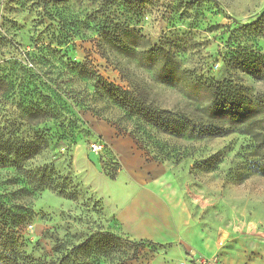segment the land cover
I'll use <instances>...</instances> for the list:
<instances>
[{"label": "rangeland", "instance_id": "obj_1", "mask_svg": "<svg viewBox=\"0 0 264 264\" xmlns=\"http://www.w3.org/2000/svg\"><path fill=\"white\" fill-rule=\"evenodd\" d=\"M125 22L130 55L102 34ZM155 46L159 58L168 54L179 66L175 82L163 79L162 60L152 65L144 54ZM251 56L261 78L241 65ZM0 66L19 94L27 88L52 94L61 84L90 95L85 108L54 96L47 103L55 111L38 118L18 109L12 95L0 103L5 133L30 137L44 129L50 136V145L27 163L41 175L50 169L58 186L35 189L22 171L0 163V237L1 228L11 227L12 243L6 264L49 263L69 250L75 264H105L110 248L122 264H264V175L252 169L261 140L239 131L168 135L97 89L99 76L146 105L200 121L206 98L193 81L227 79L257 107L255 130L264 133V0H150L139 8L104 0H0ZM125 140L164 171L143 184L159 180L167 205L183 211L181 229L166 238L133 237L116 216L137 192L116 152ZM95 142L105 145L102 152L93 151ZM11 209L24 214L6 215ZM103 237L111 247L94 250L93 241ZM88 239L90 253L77 247ZM16 244L21 262L10 257Z\"/></svg>", "mask_w": 264, "mask_h": 264}, {"label": "trees", "instance_id": "obj_2", "mask_svg": "<svg viewBox=\"0 0 264 264\" xmlns=\"http://www.w3.org/2000/svg\"><path fill=\"white\" fill-rule=\"evenodd\" d=\"M150 0H104V2L116 3L122 7L127 8L128 6L141 7L144 2ZM124 16V15H123ZM126 18V17H125ZM127 19V18H126ZM119 23V22H118ZM128 23V22H127ZM125 22V24H127ZM114 29H102V34L108 43L121 52L130 55V49L122 36L121 31L128 26H119ZM256 25L255 22L251 24V27ZM128 31V30H127ZM115 32V33H114ZM149 54L148 59H151V63L156 64L159 61H163L161 64L160 73L166 81L171 83L175 82L179 78L180 73L179 66L176 65L171 57L166 54L162 55L158 48L155 46L145 50L144 54ZM244 70H246L253 78H261V71L259 63L255 57H244L241 62ZM11 65L15 67V63L11 61ZM2 66H0L1 68ZM162 68L164 71H162ZM88 72V71H87ZM159 72V71H158ZM101 76V75H100ZM2 73H0V103H2L8 96L12 95L14 101L17 103V108L22 112L24 111L27 115L37 117V115H45L50 112H54L55 108H51V105L47 101L52 102L53 97L60 98L61 95L66 96L68 99L73 100L74 104L78 107L85 108L89 104V92H84L81 89L69 86L64 87L61 84H57L52 90V94L43 93L40 90L27 88L23 94H19L20 87L17 83L8 81ZM98 90L104 91L106 95L114 99L115 102L130 107L141 117L147 124L156 128L160 132H164L168 135L175 137L187 136L190 138L195 137H210V136H225L232 131H239L250 134L255 138L261 140L255 149V155L257 158L252 162V169L256 173L264 175V133H260L255 130V121L257 119V113L259 110L252 104L251 99L240 89H237L232 82L227 79L220 80L214 78H208L205 80L195 79L193 84L198 86L201 90L200 96L206 98V104L203 106L204 119L196 120L186 113L181 111H175L168 108H158L154 106L146 105L145 102L141 101V97L131 95L132 92L117 86L115 83L108 82L102 77H97ZM175 80V81H174ZM18 91V92H17ZM50 108H49V107ZM19 126H22L19 124ZM0 163L3 165H13L23 173L24 179H27L30 184L35 188L41 190L42 188H49L57 190L58 186H55V178H53V172L45 171L41 175V170L33 169L28 167V161L35 155L40 153V150L47 148L50 145L51 138L47 135L44 129L34 130V133L30 137H21L16 133H5V128H0ZM61 192V190H59ZM6 215L12 217L22 216L24 213L20 211L6 210ZM11 230L7 228H1L2 235L0 237V264H6L7 257L6 251L12 245L8 241L9 233ZM93 242L98 245L96 251H101L105 248H110L111 240L102 238ZM90 239L83 241L77 246L83 248L86 253H90L89 249ZM93 247V246H92ZM93 249V248H92ZM108 254L109 261L105 264H122L116 262L113 257H110L113 248L105 250ZM10 257L21 262L24 258L22 256L19 245L16 244L10 251ZM97 254V253H94ZM59 259L56 261L51 260L49 263L44 259L43 262L38 264H75V258L73 259L72 252L69 250L65 254H60ZM11 258V259H12ZM195 264V263H194Z\"/></svg>", "mask_w": 264, "mask_h": 264}, {"label": "crops", "instance_id": "obj_3", "mask_svg": "<svg viewBox=\"0 0 264 264\" xmlns=\"http://www.w3.org/2000/svg\"><path fill=\"white\" fill-rule=\"evenodd\" d=\"M115 145L123 172L130 177L132 185L137 189L127 205L119 204L120 207L116 210L119 222L123 223L124 228L133 237L155 234L160 238H166L175 226L177 230L181 229L180 215L183 211L178 205L174 204V207L167 205L166 191L160 190L163 186H160L159 180L155 184L154 181L149 185L143 184L150 178L153 180L154 174L163 175L164 171L162 172L157 163L147 161L136 150L137 146L134 143L125 140L117 141ZM118 181L119 179H111L110 183L117 184ZM153 211H156L157 216L154 217ZM143 225H148L150 229L141 231L140 227Z\"/></svg>", "mask_w": 264, "mask_h": 264}, {"label": "built area", "instance_id": "obj_4", "mask_svg": "<svg viewBox=\"0 0 264 264\" xmlns=\"http://www.w3.org/2000/svg\"><path fill=\"white\" fill-rule=\"evenodd\" d=\"M92 145H93V151H94L95 153H100V152H102L103 149H104V146H105V145H103V143H99V142H95V143H93Z\"/></svg>", "mask_w": 264, "mask_h": 264}]
</instances>
